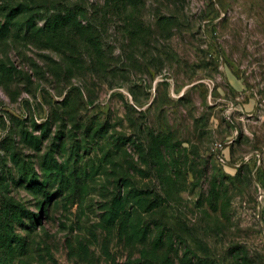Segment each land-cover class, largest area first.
<instances>
[{
  "label": "rangeland",
  "instance_id": "rangeland-1",
  "mask_svg": "<svg viewBox=\"0 0 264 264\" xmlns=\"http://www.w3.org/2000/svg\"><path fill=\"white\" fill-rule=\"evenodd\" d=\"M261 99L264 0H0V264H122L136 183L152 245L264 264Z\"/></svg>",
  "mask_w": 264,
  "mask_h": 264
},
{
  "label": "trees",
  "instance_id": "trees-1",
  "mask_svg": "<svg viewBox=\"0 0 264 264\" xmlns=\"http://www.w3.org/2000/svg\"><path fill=\"white\" fill-rule=\"evenodd\" d=\"M107 1L108 3H123V0ZM84 32H77L80 40L85 39L86 34ZM134 186L137 188V190L135 189L137 194H131L129 196L130 199L127 198L133 203V208H126L127 202L122 201L119 205H114L111 213L106 216L108 221L106 224L110 228H116L119 243H123V247H127L128 255H123L124 261L122 264H203L201 260L195 261L191 255L189 257L187 255L184 259H179L176 252L172 254L171 250L169 252L165 250V235L162 227L166 223L161 215L157 224L159 232H157L155 237V244L152 245L151 242L154 239L151 237L150 219L154 215V210L162 206L161 200L159 196H155V200H151L150 197L139 193L138 189L140 186L137 183ZM177 224L183 225L181 221H178ZM175 232L178 233L179 230L175 229Z\"/></svg>",
  "mask_w": 264,
  "mask_h": 264
},
{
  "label": "crops",
  "instance_id": "crops-1",
  "mask_svg": "<svg viewBox=\"0 0 264 264\" xmlns=\"http://www.w3.org/2000/svg\"><path fill=\"white\" fill-rule=\"evenodd\" d=\"M234 90V89H233ZM235 91V93L236 92H238L239 94H242L241 93V91H239V90H237V89H235L234 90ZM247 116H249V117H251L250 115H247ZM263 116V115H262ZM262 116H260L261 118H259V119H261V121L259 122V121H257V122H251L250 121V119L248 120H246V122L244 123L245 125H249V124H256L258 127L260 126L261 127V124H264V116L262 117ZM262 118H263V121H262ZM244 125V128L246 129V131L248 132H250V130L248 129V128H246V126ZM254 132H255V127H254ZM258 132H256V134H257ZM235 134H236V132H235ZM234 134V135H235ZM229 148V147H228ZM254 154V153H253ZM225 155L228 157V153L226 154L225 153ZM254 156H255V154H254ZM256 157H257V160H256V166H257V168L259 169L260 168V173L263 175V173H264V159H261V157H260V153H256ZM249 158H251V155H249V156H247V157H245L244 158V161H246V160H248ZM228 160V159H227Z\"/></svg>",
  "mask_w": 264,
  "mask_h": 264
},
{
  "label": "built area",
  "instance_id": "built-area-1",
  "mask_svg": "<svg viewBox=\"0 0 264 264\" xmlns=\"http://www.w3.org/2000/svg\"><path fill=\"white\" fill-rule=\"evenodd\" d=\"M257 100H258V98H257ZM262 103H264L263 99L260 100L259 104L262 105ZM234 139H235V137L230 139V140H228V141H226V142H224V143H221V142L214 143V145L212 147V151L215 153V156L217 157V159L219 161H221V162L223 161L221 152L224 149V147H226V145L231 144ZM260 195H261V197H263L264 196V192L260 191Z\"/></svg>",
  "mask_w": 264,
  "mask_h": 264
},
{
  "label": "water",
  "instance_id": "water-1",
  "mask_svg": "<svg viewBox=\"0 0 264 264\" xmlns=\"http://www.w3.org/2000/svg\"><path fill=\"white\" fill-rule=\"evenodd\" d=\"M260 198H261V195H260Z\"/></svg>",
  "mask_w": 264,
  "mask_h": 264
}]
</instances>
